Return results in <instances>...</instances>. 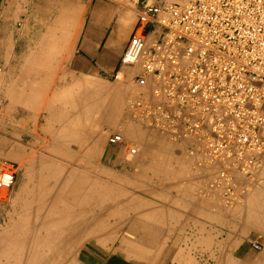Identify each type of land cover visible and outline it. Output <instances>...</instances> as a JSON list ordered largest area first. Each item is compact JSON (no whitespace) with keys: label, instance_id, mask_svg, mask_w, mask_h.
Segmentation results:
<instances>
[{"label":"rangeland","instance_id":"rangeland-1","mask_svg":"<svg viewBox=\"0 0 264 264\" xmlns=\"http://www.w3.org/2000/svg\"><path fill=\"white\" fill-rule=\"evenodd\" d=\"M108 1L121 6L126 2L128 10L134 15L138 6L160 0ZM167 1L179 6L190 2ZM49 2L53 1L9 0L5 4V0H0V44L5 45L0 48V60L5 59L7 52L13 56L10 67L7 65L10 68V84L25 76L27 68L32 67L30 60L42 49L39 42L49 29L47 21L56 18L50 16ZM57 3L54 16H60L63 10L66 12L63 25L57 28H75V32L73 31L71 43L65 51L56 55L58 57L53 64L54 86L59 98L68 100L71 96L77 97L81 125H84L87 115L83 111L86 98L93 105L94 108L85 118L88 125L81 128L78 138L81 147L85 148L87 143L88 146L91 145L92 141L95 146L86 157L82 148L80 154L73 156H59L56 152L46 151L47 146L57 140L59 126L63 130L61 133L66 136L64 131L69 128L66 112L70 107L66 102L55 105L49 120L41 123L40 133H37L39 143H34L24 135V131H32L31 124L15 118L16 110L8 112L3 100L7 83L4 84L2 79L4 65L1 63L0 132H7L11 138L6 147H0V161L15 163L13 187H17L30 183L23 176L30 164L33 165L31 169L36 171L34 178L43 170L40 162H33L32 159L52 158L59 168L52 170L56 171L53 175L52 172L46 175V185L56 186L55 188L58 186L57 190L60 192L63 187H100L105 190V202L101 204L99 199L93 200L87 209V222L77 226L75 239L60 242L63 246L61 244L59 251H63L59 252L58 259L53 260L50 255L51 247L45 242L32 238L23 242V238L12 231L13 227H17L14 224L16 221L13 218L11 222L7 216L19 211V207L6 206L5 202L11 199L21 201L25 194L17 199L13 190H10L0 198V236L7 234L17 245L40 248L42 257H32L37 262L40 261L39 264H223L224 259L229 260L230 264H264V217L248 210L255 203L248 202L250 196L255 193L264 196V170L256 175L255 182L248 185L246 192H238L237 204L233 207L224 206L220 194L211 188L214 177L207 173V168L185 158L184 142L173 141L166 134L150 129L134 117L130 103L146 93V89L137 87L133 79L120 81L116 74L102 76L94 69L89 75H81L78 70L74 74L80 26L86 19L91 0H57ZM39 11L41 12L38 13ZM34 19H37V24ZM129 34L130 32L128 36ZM42 50L43 54L47 52L46 47ZM44 75L39 82L34 83L40 86L38 89L42 94L46 92L49 81ZM120 83L127 85V90L121 91ZM96 93H100V96ZM115 97L120 100V106L112 111L108 105ZM59 118L60 121L57 122ZM105 119H110L111 124ZM114 134L123 135L124 143L110 146L108 138ZM133 146L138 149V154L128 158L127 149ZM236 181L238 187L243 185L241 178H236ZM58 193L52 194L49 201L60 197L61 194ZM69 196L63 195L61 200L69 203ZM256 206L258 203H255L254 209ZM202 214L207 216V224L203 227L197 223V216ZM255 244L261 245L259 251L253 248ZM28 251L32 250L24 252ZM28 257H23L25 264L33 262ZM16 260L15 257L10 260L3 255L0 244V264H16Z\"/></svg>","mask_w":264,"mask_h":264},{"label":"built area","instance_id":"built-area-1","mask_svg":"<svg viewBox=\"0 0 264 264\" xmlns=\"http://www.w3.org/2000/svg\"><path fill=\"white\" fill-rule=\"evenodd\" d=\"M135 15L120 64L135 68L133 83L147 92L130 110L184 142L185 158L207 168L212 190L233 207L264 170V0H162ZM123 143L120 134L108 138L110 146ZM15 176V163L0 161V198Z\"/></svg>","mask_w":264,"mask_h":264},{"label":"bare ground","instance_id":"bare-ground-1","mask_svg":"<svg viewBox=\"0 0 264 264\" xmlns=\"http://www.w3.org/2000/svg\"><path fill=\"white\" fill-rule=\"evenodd\" d=\"M175 1L182 3L185 0H175ZM65 16H66V13H61L58 19L57 18H51L50 20H48L47 24L51 28L46 30L45 36H43L39 42L40 48L43 49L46 47L47 52H45L43 54L44 50H42V49L40 50V52H37V54L35 56H33V58L30 60L32 67H30V68L28 67L26 72L24 73L25 76H23V78L21 77L20 79L15 81L14 84H10V80H8V73L10 70L9 67L13 61V56L11 53L7 52L6 57L4 59L6 62L3 63L4 67H3L2 79L4 80L3 82H5L4 84L7 83V87H5L4 94H3L4 95L3 100L7 104L6 106H7L9 113L12 109L16 110L15 115H14L15 118H20V120H24V122H26V123L28 122L31 124L32 131L31 132L24 131V135H26L28 138H30L31 141H33L34 143L40 142V138H38V136H37L38 135L37 133L38 132L40 133V131H39L40 125H41V123H43V122L46 123L49 120V118L52 114V109L55 107V105L62 104L65 102L67 104H69L70 107H69V109L67 108L68 110L66 112L68 115L67 119L69 120V125H68L69 128L66 131H64L66 136L63 133H61V132H63V130H60L61 126H59V135H58L57 140L54 142L52 141L53 143L51 144V146H47L46 151L51 152V153L56 152L57 154H59V156H73V155L80 154V152H81L80 150L82 148L84 151L83 153L85 154L84 157H86L87 155H89L88 154L89 150L94 148L95 143H94V141H92L91 145L88 146V143H87L85 148L81 147L80 146L81 141L79 140L78 136H79V133H81L80 132L81 128H83L85 125L86 126L88 125V122L85 118L87 117V115H89L91 109H93L94 107H93V105H91V103L86 98V101L84 102V105H83V107H84L83 111H85V113H87V115H86V117L83 115L85 117L84 118V125H81L80 124L81 119L79 118L80 113L77 111V109H78L77 97L71 96L68 98V100L62 99L63 97L59 98V95L57 93V89L55 88L54 82H53V78H54L53 64L55 63L56 57H58L56 55H58L61 52L63 53L65 51L66 47H68L69 43H71L73 31L75 32V28H72V29L71 28H63V29L57 28V27H60V25H63ZM80 21H81V19H80ZM34 22H36L35 24H37V22H38L37 19H34ZM58 47H60V49ZM135 73H136V70L133 66L123 67L122 70L118 73L117 79L121 81V80H125L127 78L128 79L130 78V80H132V76ZM43 74H45L44 76H46V79L49 80L48 85L46 87V92H44V94H42L39 91V89H38V87H40L39 85H37V84L34 85V83H37V82H39V80L42 79ZM126 86L123 83L119 84L121 91L127 90L128 87H126ZM28 91H29V93L27 94ZM94 93H95V91H94ZM96 94L98 95V97L100 96V93H96ZM96 105H98V104L96 103ZM108 106H109L110 110L116 111L117 108H119V106H120V100L117 99V97H115V99L110 101V105H108ZM121 109H123V108H121ZM121 109H120V111H121ZM57 114H59V113H57ZM105 120H107V119H105ZM58 121H60V118H59V120H57V122ZM107 123L111 124V120L108 119ZM129 131L130 130H125V132H129ZM10 138H9L7 132H5V131L0 132V147L1 146L6 147L7 144L10 142ZM95 141L97 142L96 139H95ZM83 144H85V143H83ZM44 148L46 149V147H44ZM34 156H35V154H34ZM32 160H33V162L39 161L40 166L43 170H40L38 172L39 176L37 178H34L36 171L31 169V166H33V165L30 164L29 168L26 167V169L23 173V176L28 181L30 180L29 182L32 183V186L30 183L25 184L26 186L23 187V189H24L23 194H25V198L22 199L21 201L19 200L16 202V201H14V199H11V200H7V202H5L6 206H11L13 208H15L17 206L19 207V209H18L19 211H16L15 214H13L12 216L8 214L7 219L9 218L11 222H12L13 218L15 219L14 221H16V222L14 224L17 225V227L15 228L12 226L13 227L12 231H14L17 236L22 237L23 242H28V239L30 240L32 238V240H40L42 242H45L47 245H49L51 247V252H50V255L52 256L51 258L53 260H55L56 258L57 259L59 258V256H58L59 252H60L59 250L62 248L61 247L62 243H60V242L61 241L63 242L65 239H66L65 241H68V240L71 241V240L75 239L76 236H74V235L77 233V226L84 223V222H87L86 221L87 209L89 208V205L93 202V200L99 199L98 201H100L101 204H102V202H105L104 197H103L104 196L103 192L105 190L103 191V189L100 187L93 189V188H88V187L82 185V186H78V189L75 187L72 189H68V187H63V191L60 192L59 190H57L58 186H57V188H55L56 186L46 185V183L48 181V178L46 177V175H50L51 172L53 175V172H56V171H52V170H56L55 167L59 168V165L56 164L57 162H54V160H52V158L51 159H45V158L44 159H36L35 158ZM44 169H46V170H44ZM76 171H77V169H76ZM58 177L60 178V175ZM90 180H92V179H90ZM76 183H77V181H76ZM95 184H97V183H95ZM66 186H68V185L66 184ZM12 188L13 189H11V190H13V192H14V190L15 191L17 190L16 185H15V187H12ZM57 193L59 195L61 194L60 197H57V199L54 198L52 201H49V199L52 197L51 195L57 194ZM16 194H18V192ZM70 194H71V196H69ZM63 195L69 196L68 198L69 199L71 198V202L68 203L64 199L61 200V197ZM93 195H96L98 197L95 196L96 198L95 197L92 198ZM20 197H22V196H20ZM253 201H254V199L252 200V202ZM255 203L257 204V200ZM255 203L253 206H249V204H248L247 205V207L249 206L248 210H251L250 212H254L252 214H256L257 216L264 217V204H258V206H256V208L254 209ZM77 208H79V209L76 211ZM82 228L83 227H81V229ZM78 230H80V229H78ZM86 232H88V231H86ZM9 236H10V234H9ZM87 236H89V235H87ZM78 238H76V239H78ZM85 238H83L84 241H85ZM90 239L91 238H89L88 240H90ZM65 241H64V243H65ZM75 241L76 240H74V242ZM79 241H81V239ZM0 244H1V249H2L3 255L7 256L10 260L12 258L14 259V257H15L17 259L15 262L16 264H25V262H24L25 259L23 258L25 256H29L28 258H30L33 261L32 263L30 262V264H39L40 263V261L37 262V260L32 258L33 256L42 257V253H41L40 248L36 249V248H34V246L23 247L24 245L23 246L17 245L11 239L8 238L7 234L0 236ZM62 246H63V244H62ZM27 249L32 250V251L24 252ZM70 250H72V249H70ZM62 251L63 250H61L60 253H62ZM26 259H27V257H26ZM27 264H29V263H27ZM223 264H230V262H229V260L224 259Z\"/></svg>","mask_w":264,"mask_h":264},{"label":"crops","instance_id":"crops-1","mask_svg":"<svg viewBox=\"0 0 264 264\" xmlns=\"http://www.w3.org/2000/svg\"><path fill=\"white\" fill-rule=\"evenodd\" d=\"M8 1L5 0V4ZM51 1L53 2L48 3L50 16L57 18L59 15L54 16L56 14L55 9L58 8L57 0ZM62 13L66 12L63 10ZM135 20V13L134 15L131 14L126 2L121 6L118 3H112L108 0H91L86 19L80 26L81 29L78 36L79 47L76 51V62L78 66L75 62L73 66L74 74L78 70L81 75H89L91 74V70L94 69L102 76L115 74L117 76L122 70L120 59L129 39L128 33H131ZM4 47L5 45L0 44V48ZM5 62V60H0V64ZM25 186V184L17 186V190L13 192L15 198H20L24 193L23 187ZM17 192L18 194H16ZM253 199L255 202L257 200V203L259 202L258 204L264 203V196H261L260 193H255L250 196L248 202H251ZM197 218L199 219L197 223L200 226L203 227L207 224L205 221L207 216L202 214L198 215Z\"/></svg>","mask_w":264,"mask_h":264}]
</instances>
